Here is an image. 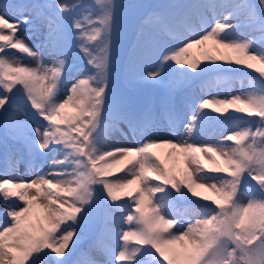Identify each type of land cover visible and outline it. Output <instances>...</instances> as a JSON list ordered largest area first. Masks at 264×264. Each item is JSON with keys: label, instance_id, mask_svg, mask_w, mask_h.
Here are the masks:
<instances>
[{"label": "snow or ice", "instance_id": "obj_1", "mask_svg": "<svg viewBox=\"0 0 264 264\" xmlns=\"http://www.w3.org/2000/svg\"><path fill=\"white\" fill-rule=\"evenodd\" d=\"M0 118V264H264V0H0Z\"/></svg>", "mask_w": 264, "mask_h": 264}, {"label": "bare ground", "instance_id": "obj_2", "mask_svg": "<svg viewBox=\"0 0 264 264\" xmlns=\"http://www.w3.org/2000/svg\"><path fill=\"white\" fill-rule=\"evenodd\" d=\"M211 13H209L208 15V18L211 19ZM19 35L20 36H26V32L24 30V28L22 27L20 29V32H19ZM28 43L29 46L35 48L36 47V44L39 42L38 40H36L35 36L33 39H28L26 41ZM10 51H15V50H10ZM46 61L49 59L47 56L45 57ZM23 62L25 64H31L33 63V61H31L30 59H24ZM71 62V61H70ZM82 67H86L85 64H82ZM247 71H251V70H247ZM75 71H73L72 75H75ZM236 79L233 83V86H232V89H231V94L232 95H236L240 92L241 90V82L243 81V84H244V87L245 89H247V84H248V81H247V78L244 77L241 73H235L233 74ZM252 75H256L258 76L259 74L258 73H252ZM199 82H197L196 84H193L191 87H188L186 89H184L183 91H181L178 95L179 96H189V97H194L195 99L199 100V99H202V98H206L205 94L201 93L200 90H199ZM224 95H227V93H225ZM223 98V97H221ZM19 115V113H18ZM21 119H26V116H23L21 115L20 116ZM235 129L229 127L225 130V134H227L228 132H231V131H234ZM165 138H171L170 136L168 137H165ZM216 139H219V136L218 135H207L205 136L201 141H198V143H214V141ZM120 142L121 143H124V144H127L128 143V140L124 139L123 137L120 138ZM132 144L134 145L135 144V141H132ZM13 145H18L19 147H21L19 144L15 143L13 141ZM4 158H5V153L1 152L0 153V172L3 171V168H4ZM19 173L21 175H24V179L25 180H30L32 179V176L30 175H27L25 174V167L23 165L20 166V169H19ZM35 193L34 192H29V195H34ZM5 211V207H4V204L3 202H0V214H2L3 212ZM5 219V217L3 215H0V223L3 222V220ZM185 227H186V224H185ZM93 244V238L91 240H88V242L86 244H84L79 250L76 251V254L71 258L72 260H75L81 252H87L90 250L91 248V245ZM97 259H102V256L99 255L98 253L94 252L92 253Z\"/></svg>", "mask_w": 264, "mask_h": 264}, {"label": "rangeland", "instance_id": "obj_3", "mask_svg": "<svg viewBox=\"0 0 264 264\" xmlns=\"http://www.w3.org/2000/svg\"><path fill=\"white\" fill-rule=\"evenodd\" d=\"M86 3H91V0H85ZM173 0H139V2H136L135 6H141V5H159V4H167L171 3ZM180 2H183V0H180ZM117 3L124 4L123 0H117ZM125 5V4H124ZM145 14V9L143 7H130L124 9V21L127 26H129V35H131L132 32H134L140 24L142 23V18ZM134 39V36L132 37ZM86 67V61L83 62ZM27 119V116H26ZM13 144V141L10 138H6L3 127H2V118H0V153L16 148L19 149L20 147L18 145L11 146ZM11 146V147H10ZM11 148V149H10ZM6 151V152H5ZM122 174V173H121ZM243 202L247 201V197L242 198ZM98 227L99 225L94 224L92 228L85 233L83 240L81 241V246L77 249L79 250L84 244L88 242V240H91L93 238V233H98Z\"/></svg>", "mask_w": 264, "mask_h": 264}, {"label": "trees", "instance_id": "obj_4", "mask_svg": "<svg viewBox=\"0 0 264 264\" xmlns=\"http://www.w3.org/2000/svg\"><path fill=\"white\" fill-rule=\"evenodd\" d=\"M136 2H139V0H123V3L125 5H132V4H135ZM126 27H127V30H129V26L126 25Z\"/></svg>", "mask_w": 264, "mask_h": 264}]
</instances>
